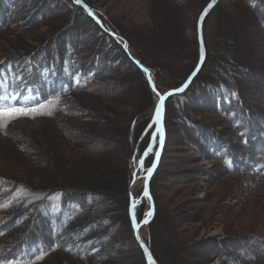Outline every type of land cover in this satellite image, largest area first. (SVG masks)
Segmentation results:
<instances>
[{"label":"trees","instance_id":"1","mask_svg":"<svg viewBox=\"0 0 264 264\" xmlns=\"http://www.w3.org/2000/svg\"><path fill=\"white\" fill-rule=\"evenodd\" d=\"M81 1L97 13L101 24L75 0H18L15 3L0 0V30L10 28L20 9H29V16L21 26L24 29L44 24L51 17L55 19L46 23L53 41H45L32 54L0 61V96H17L16 100L0 101V106L33 108L39 103L45 107L37 108L36 112L53 111V115L31 113L13 120H0V141L11 142L15 150L36 167L28 169L27 162L19 160L9 168L22 172V177L18 172L0 171V261L4 264H71V258L108 264L105 259H111L113 253L119 258L128 251L138 264H147L134 235L129 187L134 175L135 166L131 161L134 153L144 152L149 146L157 99L140 65L152 72L159 92L180 87L199 63L197 22L211 0H202L196 12H192L194 28L192 46L188 50L192 57L189 61L181 57L185 61H181L179 70L174 66L170 72L162 70L157 61L143 54L140 43L142 47L147 46V40L137 44L133 34L97 12L92 3ZM162 1L166 2L160 4L159 0H154L156 10L162 14L177 3L176 0ZM46 2L52 6H47ZM225 4L229 5V10H223V6L227 7ZM214 11H218V17L212 39L206 30L208 18L203 26L207 55L199 75L186 92L175 95L166 104L167 143L150 184L155 213L147 226L148 244L158 264H181L178 262L181 250L170 237L159 232L161 205L155 192V183L167 155L171 127L175 124L177 132L196 151L204 152L206 158L221 165L224 173L240 181L246 193L248 202L244 207L252 217L247 225L251 235L241 239L244 242L236 240L235 244L225 246L224 256L231 264H244L264 256V231H261L264 229V0H220ZM80 21L84 27L79 26ZM245 26L256 38L249 48L243 46L238 34V29ZM148 42L151 44V38ZM130 70L139 79L135 87H140L146 104L141 112L138 106L134 108L136 113L130 128L119 130L118 121L110 117L119 113L118 108L106 97L118 98L127 91L133 95L129 83L123 84L125 89H110L120 80L117 77L122 71ZM101 74L112 81L104 90L100 87ZM123 81L129 79L124 77ZM23 96L33 99L24 100ZM133 103L135 106L136 102ZM189 109L214 113L221 120L218 124L199 121L189 116ZM20 118L33 121L38 131L33 133L32 128L26 127L17 133L15 123ZM79 127L86 136L101 144L111 143L112 135L118 136V141L113 139L112 142H121L116 155L128 170L106 160L103 163L102 159H93L94 156L71 154L73 149L66 144L67 138L76 141L79 148L90 151V147L81 142L82 135L70 133L71 129L79 130ZM17 138H23L24 143L18 144L14 141ZM156 150L146 156V167L152 165ZM89 160L92 162L88 163ZM44 162L46 166L56 164V170L60 171L44 168ZM149 203L144 198L135 208L139 221L145 218ZM40 227L45 229L44 233L39 231ZM122 232L130 236V250L116 248ZM253 240H260L258 247L251 244Z\"/></svg>","mask_w":264,"mask_h":264},{"label":"rangeland","instance_id":"2","mask_svg":"<svg viewBox=\"0 0 264 264\" xmlns=\"http://www.w3.org/2000/svg\"><path fill=\"white\" fill-rule=\"evenodd\" d=\"M17 1L18 0H8V3H15ZM86 1L92 3V6L97 12H100L108 19H111L114 24H117L124 31L133 34L137 44H139V41L144 42L147 40V46L145 44L146 47H142L140 43L143 54L146 57H149V59L157 61L158 66L162 70L170 72L173 71L172 67L174 66L179 70L186 58V61H189V58L192 57V54L189 53L188 50L189 47L192 46L191 32L193 33L194 28L193 13L196 12L195 9L202 0H176L177 3L174 5L172 4L170 10H167L166 8L165 13L163 14L161 11L159 13L156 10L154 0ZM21 2L25 3V1ZM159 2L162 4L166 1L159 0ZM45 4L47 6H52V4L48 2ZM81 5L85 7L87 4L81 1ZM175 6L180 7L179 10H177ZM225 6L227 7L223 6V10H227V8L228 10L230 9L228 4H225ZM87 8L89 7L87 6ZM20 10L11 21L10 28H7V30H0V61L3 60V58L6 59L7 57L15 55L21 56L32 54L33 50H36V47L38 46V49H40L45 41H53V35H51L52 33L50 34L49 31L50 26L48 27L46 25V23L55 22V19H52L53 17L46 19L44 24H36L24 29L21 26L29 16V9L25 8L21 11ZM91 13L94 16H97L95 11L91 10ZM217 17L218 11H212L207 16V21L205 19L206 30L211 39L214 37ZM32 19H34V17H32ZM82 22L83 21H80V27H84ZM145 28H148V31L145 30ZM249 29L250 28L246 26L245 28L238 29L239 38L243 41V46H245V48L251 47L256 40L254 33ZM182 35L186 39L185 41L183 40L184 42L179 41V38H181ZM149 38H151V44L148 42ZM181 57L185 58V60L183 61V58ZM181 61H183V63H181ZM178 64L179 66H177ZM101 75L103 76L104 74ZM120 76L117 77L120 78V80L116 81V84L110 89L115 90L116 87L125 89L123 84L127 85L129 83L131 88L133 87L131 89L134 91L133 95H129L130 93L127 91L126 93L121 94L118 98L116 96L115 98L114 95L112 98L105 97L111 102L112 106L118 108L119 113L110 114V117L116 119L119 123L118 127L121 128L119 130H123L128 127L130 128L132 116L136 113V111L134 112V108L138 106V109H140L138 111L141 112V109L145 108L146 101L143 103L142 91H139L140 87H135V83H138L139 79L132 70L127 73L122 71ZM124 77L125 80L129 79V81H123ZM99 81L103 82L100 84L102 90H104V86L108 85V83H112L110 77L107 78L105 76L101 77ZM174 88L178 87H171V89ZM164 89V92L170 90L168 88ZM101 93L105 94L104 92ZM155 98L158 102L159 95L156 93ZM133 102H136L135 106H133L135 104ZM157 102L150 124V127L153 126V131L149 146L144 152L140 153L139 150L135 151L133 159L131 160L134 163L135 168L133 179L129 187L130 200L133 198L134 201H137L142 196L144 190L143 184L148 171V167L145 166L144 161L148 153L157 148L159 144L158 127L154 122ZM104 109L105 107L103 110ZM106 110L109 111L108 108H106ZM188 114L199 121L204 120L208 123L218 124L220 119L218 115L206 111L197 112L189 109ZM18 120L19 121L15 123V128L18 130L17 133H20L19 130L21 129L26 130V127L32 128L33 133L38 131L36 130L33 121L26 118H20ZM174 126H176V124L171 127L170 139L167 145V155L164 158L159 176L155 183V192L161 205L160 219L159 222L156 221L159 224V232L161 235L168 236V238L170 237L171 241L179 248V250H181L178 260L181 264H231L227 257L224 256L223 248L226 249L225 246L235 244L236 240L244 242L241 241V239L250 237L251 235V230L248 229L249 227H247V225H250L252 217L249 216L248 210L244 207V204L248 202L246 193L243 191L244 189L242 188V185H240V181L234 176L224 173L221 165L216 161H211L206 158L204 152L196 151L189 141L177 132ZM66 132L69 133L67 130ZM70 133L71 135H82L83 138L81 142L90 147V151L87 152L84 148H79L76 141L67 138L68 141L66 144L70 149H73L71 150V154L75 153V155L79 157L82 155H87V157L94 156L93 159H102L103 163L106 160L113 166H121L122 168H125L124 170H128V166L123 162L122 165L116 155L117 150L121 149V142H112L114 140L118 141V136L112 135L110 138L111 143H109L110 145L107 143V145L98 143L89 136H86V132L83 131L82 127H79V130L71 129ZM58 134L61 139L59 132ZM145 134L146 133L143 135ZM34 136L35 135H33V137ZM22 139L17 138L14 141L18 144H22L24 143V140ZM45 142L47 143V141ZM51 145L52 143H50L49 147ZM46 147L48 146L45 145L44 148ZM95 148L101 151H97ZM85 151L86 153H84ZM132 151L133 148H131V153ZM19 160H23L25 163L27 162L26 164L30 166L28 169L36 168L31 161H28L27 158L19 154V151L15 150L11 142L8 140L5 142L0 141V171H7L11 174H16L18 172L17 174L22 177V172H13L9 168L13 162ZM141 160H143V165L140 163ZM87 162L89 163L92 161L89 160ZM43 164V167H47L50 171H60L59 169L56 170V164L52 163L48 166H46V162ZM86 165L82 168H85ZM237 184H239V187H235ZM146 210V213L150 210V203L147 205ZM43 217H46V215ZM153 217L154 214L150 216V221H152ZM122 229H125L124 226H122ZM39 231L44 233L43 231H45V229L40 227ZM140 231L143 240L148 244L149 235L147 224L143 225ZM261 231H264V229H261ZM118 236L119 241L116 248L122 247L126 249V251L130 250L131 241L129 234L122 232ZM248 241L246 242L248 243ZM259 243L260 240L251 241L253 246L256 245L254 247H258ZM149 249L151 250L150 246ZM106 254L108 256L111 255L108 253ZM121 255L122 256L118 258L117 255L113 253L111 255L112 258L105 259V262L107 261L108 264H138V260L132 258L133 255L130 251ZM262 255L256 261L245 262L244 264H264V256ZM71 264L104 263L88 260L83 262L71 258Z\"/></svg>","mask_w":264,"mask_h":264},{"label":"water","instance_id":"3","mask_svg":"<svg viewBox=\"0 0 264 264\" xmlns=\"http://www.w3.org/2000/svg\"><path fill=\"white\" fill-rule=\"evenodd\" d=\"M220 0H215V2L213 3V0H211L208 5L205 7V9H207V13H205V9L203 10V12L201 13L199 20H198V42H199V51H200V60L199 63L196 67V69L191 73V75L187 78V80L178 88H174V89H170L167 92H165L164 94L159 93V96H163L164 97V102L163 104L159 103L157 106L160 107V113L159 116H157V114L155 113V118H154V122L157 124V130L159 132V144H158V149L155 153L154 156V160L152 165L150 166L149 169H152L151 172L147 171V175H146V179H145V184H144V193L143 196H147L150 201H151V208L150 211L147 214V217L149 218L150 216H152L155 212V203L150 191V183L152 180V177L154 176L155 172L157 171L160 162H161V158L163 155V151L165 148V143H166V129H165V115H166V103L175 95L177 94H182L184 92H186L188 90V88L190 87V85L192 84L193 80L199 75L202 66L206 60V48H205V42H204V34H203V23L205 21V19L207 18V16L213 11V9L217 6V4L219 3ZM209 5H212L211 7H209ZM148 74H150V71L148 70L147 72ZM154 82L153 80H151V85H153ZM187 84V87L184 88V85ZM183 88V91L181 92H176L174 91L175 89H180ZM156 90V89H155ZM168 93H171V95H169ZM158 154V155H157ZM153 165H155L153 167ZM137 202L133 201V198L131 200V207H130V217L132 220V224L134 226L135 229V237L137 239V241L139 242L141 249L145 255L147 264H150V261L148 260V256L149 253H151L153 259L155 260L156 264H158V262L155 259V256L153 255V253L151 252V250L149 249V246L147 244V242L145 240H143L142 236H141V227L148 223V221H141L138 222L137 217L134 213V208L136 206ZM145 249H147V251H145Z\"/></svg>","mask_w":264,"mask_h":264},{"label":"snow or ice","instance_id":"4","mask_svg":"<svg viewBox=\"0 0 264 264\" xmlns=\"http://www.w3.org/2000/svg\"><path fill=\"white\" fill-rule=\"evenodd\" d=\"M214 2H215V0H213V3ZM75 3L76 4H80L81 0H75ZM211 6L212 5H209V7H211ZM85 7L87 8V5H85ZM88 11H89V13H91V9L90 8H88ZM205 13H207V9H205ZM144 71L148 72V69L144 68ZM148 80L150 82L152 80V77L150 75L148 76ZM152 87H153V90L155 91V85L154 84L152 85ZM186 87H187V84L184 85V88H186ZM174 91L181 92V91H183V88L175 89ZM168 94L171 95V93H168ZM21 98L24 99V100L33 99L32 96H23ZM16 99H17V96L16 95H12V94H5L3 96H0V101H8V100H16ZM163 102H164V97L160 96V103L163 104ZM44 107H45L44 104H39V103L33 108H25L23 106H21V107H12V106H7V105L0 106V120L5 119V118L8 119V120H13V119L17 118L18 116L29 115L31 113H36L37 115H53V111L36 112L37 108L43 109ZM159 113H160V107L157 106V109H156L157 116H159ZM0 126H2V125H0ZM140 163H141V165H143V160H141ZM154 166L155 165H153V167ZM151 170L152 169H148L149 172H151ZM145 251H147V249H145ZM40 258L41 257H37V259H40ZM148 260L150 261V264H156V262L153 259L151 253H149ZM0 264H4V262L0 261Z\"/></svg>","mask_w":264,"mask_h":264},{"label":"bare ground","instance_id":"5","mask_svg":"<svg viewBox=\"0 0 264 264\" xmlns=\"http://www.w3.org/2000/svg\"><path fill=\"white\" fill-rule=\"evenodd\" d=\"M183 36V35H182ZM182 36H181V38H179V41L180 42H184L186 39L184 38V36H183V38H182ZM184 40V41H183ZM160 99V98H159ZM141 236H142V234H141ZM142 238H143V236H142Z\"/></svg>","mask_w":264,"mask_h":264}]
</instances>
